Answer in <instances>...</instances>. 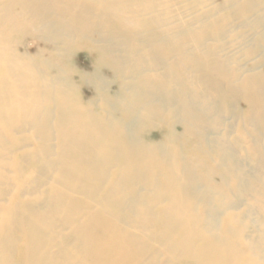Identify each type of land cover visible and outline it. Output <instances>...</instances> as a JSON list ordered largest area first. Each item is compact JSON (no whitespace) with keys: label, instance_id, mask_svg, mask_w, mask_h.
<instances>
[{"label":"bare ground","instance_id":"obj_1","mask_svg":"<svg viewBox=\"0 0 264 264\" xmlns=\"http://www.w3.org/2000/svg\"><path fill=\"white\" fill-rule=\"evenodd\" d=\"M263 68L264 0H0V264H264Z\"/></svg>","mask_w":264,"mask_h":264},{"label":"rangeland","instance_id":"obj_2","mask_svg":"<svg viewBox=\"0 0 264 264\" xmlns=\"http://www.w3.org/2000/svg\"><path fill=\"white\" fill-rule=\"evenodd\" d=\"M85 58L84 57H82V59H81V64L83 65L84 64V60ZM264 69V68H263ZM153 137V136H152Z\"/></svg>","mask_w":264,"mask_h":264}]
</instances>
